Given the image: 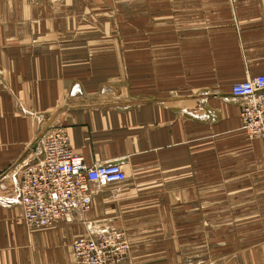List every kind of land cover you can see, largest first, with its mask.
Listing matches in <instances>:
<instances>
[{
	"label": "crops",
	"instance_id": "crops-1",
	"mask_svg": "<svg viewBox=\"0 0 264 264\" xmlns=\"http://www.w3.org/2000/svg\"><path fill=\"white\" fill-rule=\"evenodd\" d=\"M152 2L0 0V264H76L72 241L106 227L126 233L125 264H264V141L230 92L264 74V0ZM59 128L125 178L30 231L17 171Z\"/></svg>",
	"mask_w": 264,
	"mask_h": 264
},
{
	"label": "built area",
	"instance_id": "built-area-1",
	"mask_svg": "<svg viewBox=\"0 0 264 264\" xmlns=\"http://www.w3.org/2000/svg\"><path fill=\"white\" fill-rule=\"evenodd\" d=\"M30 3L60 0H28ZM231 95L240 100L241 127L249 138L264 141V74L234 83ZM17 203L24 226L35 230L76 212L90 209V185L120 183L125 175L119 163H84L74 152L63 130L44 132L29 148V160L19 167ZM130 243L126 233L114 227L96 235L75 238L71 249L76 264H125Z\"/></svg>",
	"mask_w": 264,
	"mask_h": 264
},
{
	"label": "rangeland",
	"instance_id": "rangeland-1",
	"mask_svg": "<svg viewBox=\"0 0 264 264\" xmlns=\"http://www.w3.org/2000/svg\"><path fill=\"white\" fill-rule=\"evenodd\" d=\"M140 1H143V0H140ZM156 2H152L153 4H148L149 7H148V12H149V15H151L152 13V10H155L154 12L157 13L159 15V13L161 11H165V15H182V7H184L185 9V6L187 7V10L186 12L189 13V8L192 10L194 9V5L193 4H185V3H182V0H171V2L168 4L167 3V6L166 5H162L160 3V1H163V0H155ZM168 1V0H167ZM188 1H193V0H188ZM146 3H140L137 7V12H141V11H146ZM166 4V3H165ZM113 5V3H112ZM121 5H123V9L125 8H129L130 7V4L128 2H124L122 3ZM161 5L163 7H161ZM153 6V7H152ZM167 7V8H166ZM152 8V9H151ZM169 8V9H168ZM118 9V8H117ZM113 11H116L115 9ZM114 13V12H112ZM117 13H118V10H117ZM206 231H211V229H205ZM130 250V248H129ZM129 254V252H128Z\"/></svg>",
	"mask_w": 264,
	"mask_h": 264
}]
</instances>
